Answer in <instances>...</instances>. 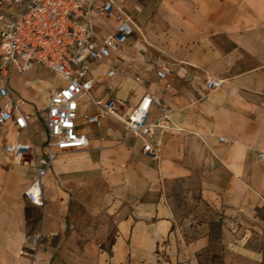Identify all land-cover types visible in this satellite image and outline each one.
I'll list each match as a JSON object with an SVG mask.
<instances>
[{
    "label": "crops",
    "instance_id": "0c3cea01",
    "mask_svg": "<svg viewBox=\"0 0 264 264\" xmlns=\"http://www.w3.org/2000/svg\"><path fill=\"white\" fill-rule=\"evenodd\" d=\"M124 2L135 23L129 46L114 55V75L113 59L94 64L96 85L79 109L89 144L59 153L43 178L44 205L26 194L32 153L19 160L5 149L15 121L0 123V264H264V0ZM96 23L101 33L117 25L101 12ZM158 57L172 69L165 78L145 67ZM98 64L110 85L97 87ZM22 74L26 85L12 90L32 117L21 138L38 155L53 81L39 68ZM207 77L223 82L207 88ZM148 91L181 126L164 133L157 155L119 119L104 116L103 128L86 119L99 111L94 98L116 97L127 110Z\"/></svg>",
    "mask_w": 264,
    "mask_h": 264
},
{
    "label": "built area",
    "instance_id": "2783aa9c",
    "mask_svg": "<svg viewBox=\"0 0 264 264\" xmlns=\"http://www.w3.org/2000/svg\"><path fill=\"white\" fill-rule=\"evenodd\" d=\"M98 12L116 19L114 31L100 32L96 23ZM134 30L133 15L120 0H0V95L4 99L0 103V123L11 119L16 123L17 139L5 144L9 153L19 160L32 153L30 161L34 173L26 189L31 201L45 204L43 178L63 149L88 146L89 134L77 128L80 98L96 85L93 76L96 62L113 59L108 74L117 72L121 61L114 55L125 51ZM145 67L155 69L162 78L172 71L160 59L147 62ZM12 68L22 72L39 68L53 75L49 101L43 113L46 123L44 150L38 155L32 139L21 138L23 129L30 127L32 113L21 107L25 98L13 93L8 81ZM136 78L143 81L140 75ZM222 82L218 77L206 79L207 88L217 87ZM93 100L99 111L86 114L88 121L103 128L104 116L119 119L126 135L142 138L144 150L152 155L161 150L166 131L181 127L168 103L155 92L148 91L138 104L127 110L120 109L113 96ZM153 104L160 111L156 117L151 115ZM107 129L111 131L114 127ZM260 155L264 157V152Z\"/></svg>",
    "mask_w": 264,
    "mask_h": 264
},
{
    "label": "rangeland",
    "instance_id": "374dc122",
    "mask_svg": "<svg viewBox=\"0 0 264 264\" xmlns=\"http://www.w3.org/2000/svg\"><path fill=\"white\" fill-rule=\"evenodd\" d=\"M124 2V0L122 1ZM125 3V2H124ZM113 24L114 23V20L113 19H107V24ZM132 49V54L133 56H135V54H137L136 52V48L134 47H131ZM140 57H144L142 54L140 55ZM157 59H161V57H158ZM130 62V61H128ZM106 69V66L104 64H98L97 65V68L95 70V74L98 75L99 77V83L97 84V87L100 86V84H102V82H105V86H108L110 85V82H108L105 78H102L101 75H102V72ZM23 72L18 70L17 68H12L11 71H10V78H9V84L11 85V88H13V90L15 92H17L18 94L20 93V87L21 86H25L26 85V77L22 74ZM121 76L123 77H128L129 75L132 74V70L130 68V66H128V68H125L124 70L122 69L121 70ZM42 77H44L43 75H41ZM104 77V76H103ZM48 80L49 81H53V75L51 73V76L48 77ZM111 84H113V82H111ZM39 86H41L42 89H44L45 85L44 83H40ZM84 127V128H87L89 126V123L88 122H85L83 118H80V116L77 118V128L79 127ZM11 154V153H10ZM14 158L15 156L13 154H11ZM24 160V159H23ZM26 160V159H25Z\"/></svg>",
    "mask_w": 264,
    "mask_h": 264
},
{
    "label": "bare ground",
    "instance_id": "6f19581e",
    "mask_svg": "<svg viewBox=\"0 0 264 264\" xmlns=\"http://www.w3.org/2000/svg\"><path fill=\"white\" fill-rule=\"evenodd\" d=\"M118 71V70H117Z\"/></svg>",
    "mask_w": 264,
    "mask_h": 264
}]
</instances>
